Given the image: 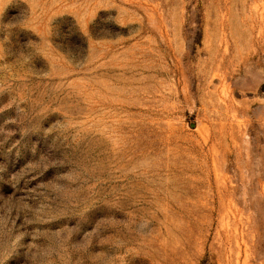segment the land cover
<instances>
[{
    "label": "rangeland",
    "instance_id": "1",
    "mask_svg": "<svg viewBox=\"0 0 264 264\" xmlns=\"http://www.w3.org/2000/svg\"><path fill=\"white\" fill-rule=\"evenodd\" d=\"M0 264H264V0H0Z\"/></svg>",
    "mask_w": 264,
    "mask_h": 264
}]
</instances>
